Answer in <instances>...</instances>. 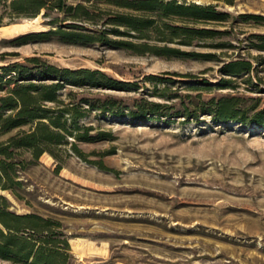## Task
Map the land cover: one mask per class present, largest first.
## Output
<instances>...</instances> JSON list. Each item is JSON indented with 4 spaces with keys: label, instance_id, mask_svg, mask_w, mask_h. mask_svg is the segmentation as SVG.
<instances>
[{
    "label": "rangeland",
    "instance_id": "374dc122",
    "mask_svg": "<svg viewBox=\"0 0 264 264\" xmlns=\"http://www.w3.org/2000/svg\"><path fill=\"white\" fill-rule=\"evenodd\" d=\"M80 1L96 0H67ZM186 1L212 4L226 13L225 20L190 23L217 30L213 38L168 45L210 57L136 54L56 40L19 45L16 36L49 29L53 13L11 19L3 11L0 66L37 57L137 84L131 91L66 86L59 92L65 104L87 107L82 100L113 99L129 106L152 100L179 108L187 100L235 96L248 114L264 110V0ZM233 60L248 61L250 69L225 74L222 67ZM150 74L174 78L167 89L174 98L156 95L163 85L148 80ZM195 81H205L208 89H189ZM78 125V134L89 128L96 139L67 136L66 143L50 147L55 157L46 151L17 167L19 198L0 190L11 210L62 222L71 264H264V126L215 122L208 115L140 121L97 109ZM0 264L16 263L0 259Z\"/></svg>",
    "mask_w": 264,
    "mask_h": 264
},
{
    "label": "trees",
    "instance_id": "16d2710c",
    "mask_svg": "<svg viewBox=\"0 0 264 264\" xmlns=\"http://www.w3.org/2000/svg\"><path fill=\"white\" fill-rule=\"evenodd\" d=\"M3 11L11 19L53 13L48 20V24H53L49 29L16 36L13 41L19 45L56 40L165 57H210L186 53L168 44L191 45L194 40L213 38L217 30L190 23L221 22L226 17L212 4L186 0H96L74 4L67 0H0V23ZM251 17L259 19L256 15ZM249 69V62L244 60L229 61L222 67L227 75ZM164 74L187 77L175 72ZM147 79L154 85H163L156 95L166 100L174 98V92H167L174 78L150 74ZM222 82L227 84L229 80ZM66 86L131 91L137 84L115 80L97 69L58 67L37 57L0 66V89L4 90L0 96V136L15 131L0 140V190H9L19 198L21 181L16 178L17 167L25 168L46 151L54 155L50 147L66 143L67 136L80 141L96 139L88 134L89 128L82 134L77 132L79 120L95 109L140 121L171 122L177 117L197 120L199 115H208L215 122L237 120L264 126V110L248 114L235 96L187 100L179 108L152 100H136L128 106L113 99L82 100L88 102L84 107L59 99V92ZM189 89H208V85L195 81L189 83ZM22 152H28L30 159L16 158ZM72 258L69 237L60 220L33 212L17 213L0 194L1 260L16 264H71Z\"/></svg>",
    "mask_w": 264,
    "mask_h": 264
}]
</instances>
